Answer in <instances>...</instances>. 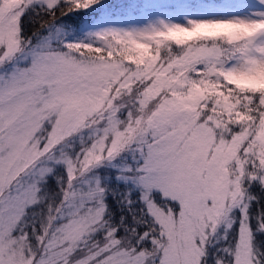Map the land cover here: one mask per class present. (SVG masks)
<instances>
[{
    "label": "snow or ice",
    "instance_id": "6c2138e0",
    "mask_svg": "<svg viewBox=\"0 0 264 264\" xmlns=\"http://www.w3.org/2000/svg\"><path fill=\"white\" fill-rule=\"evenodd\" d=\"M0 264H264V0H0Z\"/></svg>",
    "mask_w": 264,
    "mask_h": 264
},
{
    "label": "trees",
    "instance_id": "16d2710c",
    "mask_svg": "<svg viewBox=\"0 0 264 264\" xmlns=\"http://www.w3.org/2000/svg\"><path fill=\"white\" fill-rule=\"evenodd\" d=\"M122 0H113V3H120Z\"/></svg>",
    "mask_w": 264,
    "mask_h": 264
}]
</instances>
